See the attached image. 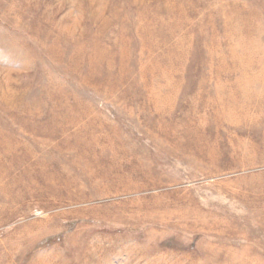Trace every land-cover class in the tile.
<instances>
[{
	"label": "rangeland",
	"instance_id": "rangeland-1",
	"mask_svg": "<svg viewBox=\"0 0 264 264\" xmlns=\"http://www.w3.org/2000/svg\"><path fill=\"white\" fill-rule=\"evenodd\" d=\"M0 264H264V0H0Z\"/></svg>",
	"mask_w": 264,
	"mask_h": 264
}]
</instances>
